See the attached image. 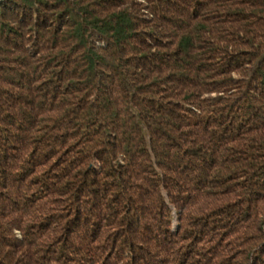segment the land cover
I'll return each mask as SVG.
<instances>
[{"label": "trees", "instance_id": "obj_1", "mask_svg": "<svg viewBox=\"0 0 264 264\" xmlns=\"http://www.w3.org/2000/svg\"><path fill=\"white\" fill-rule=\"evenodd\" d=\"M0 264H264V0H0Z\"/></svg>", "mask_w": 264, "mask_h": 264}]
</instances>
